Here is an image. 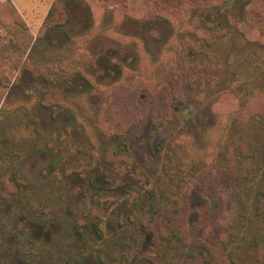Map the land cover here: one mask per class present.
I'll list each match as a JSON object with an SVG mask.
<instances>
[{
  "label": "rangeland",
  "instance_id": "obj_1",
  "mask_svg": "<svg viewBox=\"0 0 264 264\" xmlns=\"http://www.w3.org/2000/svg\"><path fill=\"white\" fill-rule=\"evenodd\" d=\"M53 1L0 0V264H264L251 0L172 22L162 0H61L45 30Z\"/></svg>",
  "mask_w": 264,
  "mask_h": 264
},
{
  "label": "trees",
  "instance_id": "obj_2",
  "mask_svg": "<svg viewBox=\"0 0 264 264\" xmlns=\"http://www.w3.org/2000/svg\"><path fill=\"white\" fill-rule=\"evenodd\" d=\"M102 6L111 7L112 5L115 6L117 1L121 0H97ZM163 3L160 8L164 9L167 13L166 17L162 15V18L165 20L172 22L171 16L176 15V11H178L181 16H185L191 10L197 8H211L217 5H220L228 0H162ZM110 2H113L110 3ZM119 4V3H117ZM147 4L155 6L156 8L159 7L158 0H148ZM156 15H160L157 12H153ZM64 16L65 20L67 19V13L64 5L62 4L61 0H54L51 4L50 8L45 15L44 24H47L45 30L53 27L60 21H56V19L61 18ZM170 16V17H169ZM177 18H181L178 16ZM64 21V20H63ZM245 22L249 26H259L264 24V0H251L248 9L245 12ZM116 107H111L113 109L112 114H110L109 119L113 120L118 123V126L123 129H129L132 117V108L134 105L131 104L130 106H122V103H116ZM118 105V106H117ZM249 143L247 144V148L249 149ZM235 164L232 172L228 171L229 174V181L232 183L238 177L239 166H240V159L238 160L235 156ZM203 181V180H202ZM203 183H206L203 181ZM207 184V183H206ZM204 191L210 197H212L211 191L209 188H205L203 186ZM215 189V188H211ZM252 207L256 217H258L264 223V172L262 173L261 177L258 180L257 188L253 196L252 200ZM160 229V227H159ZM196 244V243H195ZM195 246L198 247L197 251L200 255H204L205 251H208V248L203 244H196Z\"/></svg>",
  "mask_w": 264,
  "mask_h": 264
}]
</instances>
